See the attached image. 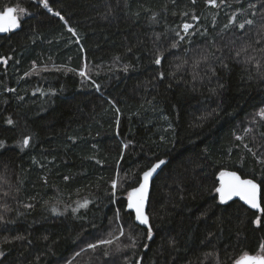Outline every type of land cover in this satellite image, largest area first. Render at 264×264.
Returning a JSON list of instances; mask_svg holds the SVG:
<instances>
[{
  "label": "trees",
  "instance_id": "16d2710c",
  "mask_svg": "<svg viewBox=\"0 0 264 264\" xmlns=\"http://www.w3.org/2000/svg\"><path fill=\"white\" fill-rule=\"evenodd\" d=\"M216 2L49 0L65 24L39 0H0V12L29 13L0 35V264H234L258 255L264 213L220 204L216 188L219 170H235L260 183L264 207V0ZM85 65L90 79L79 74ZM160 159L149 239L125 195Z\"/></svg>",
  "mask_w": 264,
  "mask_h": 264
},
{
  "label": "snow or ice",
  "instance_id": "6c2138e0",
  "mask_svg": "<svg viewBox=\"0 0 264 264\" xmlns=\"http://www.w3.org/2000/svg\"><path fill=\"white\" fill-rule=\"evenodd\" d=\"M195 0H193V3ZM40 5L44 9H47L49 12H52L55 16L59 17L61 20L64 21L65 24H67V20L64 19V17L61 15L59 11H53V9L50 7L49 0H39ZM207 3L218 7L216 0H207ZM254 7V6H250ZM17 12H19L22 15H29V13L26 12V10L18 8V7H7L4 11L0 12V32H8L12 31L13 29L19 28V17L17 15ZM184 15H188V13H184ZM193 19H199L198 17H193ZM236 16L235 14L231 17V22H235ZM251 25L253 24L252 20H246L243 23H239L238 27L240 29H244L245 25ZM193 25L185 23L183 25V30L185 34H188V30L191 29ZM225 27H228V25H225ZM69 31L73 32L75 34V29L69 28ZM177 36L179 37V40H184L185 37L177 33ZM178 46V43H173L172 47L175 48ZM261 51H264V49H261ZM237 56L240 55V53L236 54ZM161 58L158 57L155 60V63L159 65L161 63ZM206 59V57H205ZM0 62L6 63V59H0ZM257 66L258 62H257ZM87 65H85V68L80 71L81 76L88 77L87 73ZM35 70V69H34ZM127 70V67L125 68ZM28 73H26L27 75ZM161 77H163V73L160 74ZM90 79V77H88ZM93 85L99 89V85L95 84L93 81ZM119 112V109L116 110ZM257 115L261 118H264V109H260V111L257 113ZM9 124H12L13 121L11 119L8 120ZM117 125H119V120H117ZM247 131H251V129H246ZM163 140L164 138L161 137ZM237 139H243V137H237ZM4 142L0 141V146L3 145ZM29 143V138H25L22 142V146H27ZM128 144H124L123 148H127ZM247 147V145H245ZM251 151V149H249ZM255 156V153H252ZM123 157L121 156V159ZM264 162V161H262ZM167 163L166 160L160 159L156 163H153L150 167L147 168L146 171L142 173V182H139V186L135 187L131 190V192L128 193V204L127 207L129 209L134 210L135 213V220L138 221L140 224L147 227L148 232V238L151 239L152 236V226L149 223V217L145 211L146 204L148 201L149 191H150V180L153 177L154 173L157 172L158 169L161 168L162 165H165ZM221 178V184L220 187L216 189V192L219 193L220 200L222 202H226L234 196L240 197L243 201L246 202L247 205H249L252 209H257L261 213H264V207L261 206L260 203V185L257 184L252 179H242L236 172H221L220 173ZM67 179V177H65ZM119 179V173H117V179H114L112 181V188L113 191H115L117 183ZM88 201H85L83 204H80L79 208H86L88 205ZM31 207V205H29ZM55 211V209H53ZM117 220H119V212H117ZM255 223L259 225L261 223L260 217H257ZM120 235H124V229L123 225H120ZM112 240H99L96 243H90L87 245L88 249L95 250L99 245L102 244H111ZM133 246L134 242H133ZM260 250L264 252V244L260 245ZM86 251V249H81V252ZM0 255H3V253H0ZM80 252L76 253V256H79ZM69 264H71V261H69ZM235 264H264V255H250L248 253H244L239 259L235 261Z\"/></svg>",
  "mask_w": 264,
  "mask_h": 264
},
{
  "label": "water",
  "instance_id": "95a60500",
  "mask_svg": "<svg viewBox=\"0 0 264 264\" xmlns=\"http://www.w3.org/2000/svg\"><path fill=\"white\" fill-rule=\"evenodd\" d=\"M12 7H14V6H12ZM17 15H18V12H17ZM18 17H19V15H18ZM19 23H20V27H19V28L13 29L12 31H8V32H0V35H7V34H9V33L17 32V31L20 30V28H21V19H20V17H19ZM163 160H166V159H163ZM166 161H167V160H166ZM156 162H157V161H156ZM156 162H154V163H156ZM165 165H166V164H165ZM165 165H162L161 168L158 169L156 173H154L153 177H152L151 180H150V191H149L148 201H147L146 208H145V211H146L147 215H148V205H149V198H150V193H151V189H152V184H153L155 178H156V177L158 176V174L162 171V169H163V167H164ZM146 170H147V169H146ZM146 170H144V171H146ZM144 171H143V172H144ZM143 172H142V173H143ZM221 172H236V173H237L242 179H252V180H254L257 184L260 185V183H259L258 181H256L255 179H253V178H251V177H243L239 172H237V171H235V170H231V169L223 168V169L219 170V172L217 173V181H218L217 188L220 187V184H221V178H220V173H221ZM142 173H141L140 181H139V182H142ZM138 186H139V184L136 185L135 187H138ZM135 187H133V188H135ZM133 188H131V189L129 190V192H131V190H132ZM217 188H216V189H217ZM260 189H261V191H260V203H261V206H262V188H261V185H260ZM217 196H218V200H219L220 204H222V205H226V204H228V203H230V202H232V201H234V200H239V201H241L245 206H247L249 209L258 212L259 214H262L259 210H257V209H252L249 205L246 204L245 201H243V200H242L240 197H238V196H234V197H232V199H230V200H228V201H226V202H222V201L220 200L219 193H217ZM127 204H128V197H127V199H126V210H127L128 212L132 213L133 218H134V217H135L134 210L129 209V208L127 207ZM148 217H149V215H148ZM134 222H135L138 226L147 229L146 226L140 224L138 221L135 220V218H134ZM149 223H150V217H149ZM0 258H1V255H0ZM234 264H235V263H234Z\"/></svg>",
  "mask_w": 264,
  "mask_h": 264
},
{
  "label": "rangeland",
  "instance_id": "374dc122",
  "mask_svg": "<svg viewBox=\"0 0 264 264\" xmlns=\"http://www.w3.org/2000/svg\"><path fill=\"white\" fill-rule=\"evenodd\" d=\"M238 14H241V15H243V16H245V17H246V15H247V13L245 12V10L242 9V8H240V9L238 10ZM18 15H19V17L21 18L22 14L18 13ZM119 188H120V186H119L118 183H117V186H116V189H115L114 192H118ZM128 193H129V192H128ZM128 193H127V195H125L126 199H127V197H128ZM133 219H134V218H133ZM121 221L123 222V220H121ZM120 225H122V224L120 223ZM124 233H125V229H124ZM130 236H131V235H130ZM112 242H113V241H112ZM257 254H258V255H264V253L261 252V251L258 252Z\"/></svg>",
  "mask_w": 264,
  "mask_h": 264
}]
</instances>
